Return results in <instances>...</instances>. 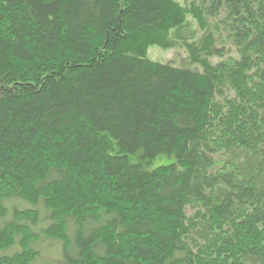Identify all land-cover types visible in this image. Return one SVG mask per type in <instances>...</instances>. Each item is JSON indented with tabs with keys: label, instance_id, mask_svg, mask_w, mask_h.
<instances>
[{
	"label": "trees",
	"instance_id": "trees-1",
	"mask_svg": "<svg viewBox=\"0 0 264 264\" xmlns=\"http://www.w3.org/2000/svg\"><path fill=\"white\" fill-rule=\"evenodd\" d=\"M45 241L264 264V0H0V264Z\"/></svg>",
	"mask_w": 264,
	"mask_h": 264
},
{
	"label": "rangeland",
	"instance_id": "rangeland-1",
	"mask_svg": "<svg viewBox=\"0 0 264 264\" xmlns=\"http://www.w3.org/2000/svg\"><path fill=\"white\" fill-rule=\"evenodd\" d=\"M149 56L159 62H174L176 65L187 64V52L184 48H172L164 49L158 45H153L148 51ZM195 67V66H192ZM175 161V157L163 156L160 159L154 161V165L150 168H154L160 164H169ZM18 203V202H17ZM19 206H23L18 203ZM25 206V205H24ZM36 247L40 251V257L35 264H61L63 261L62 243H54L53 241L40 242L36 244Z\"/></svg>",
	"mask_w": 264,
	"mask_h": 264
}]
</instances>
